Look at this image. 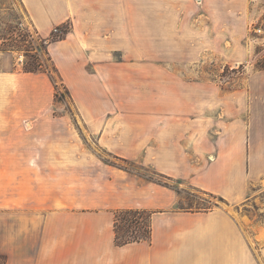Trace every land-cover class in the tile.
I'll return each instance as SVG.
<instances>
[{
  "label": "crops",
  "instance_id": "0c3cea01",
  "mask_svg": "<svg viewBox=\"0 0 264 264\" xmlns=\"http://www.w3.org/2000/svg\"><path fill=\"white\" fill-rule=\"evenodd\" d=\"M242 1L21 0L40 38L70 26L47 45L74 114L56 115L47 72L0 52L4 264H264V215L251 211L264 192V106L244 113L238 89L217 103L212 88L164 82L165 66L191 64L203 41L222 45L228 7ZM97 149L221 204L180 210L174 189ZM127 209L153 212L150 242L117 245L115 213Z\"/></svg>",
  "mask_w": 264,
  "mask_h": 264
},
{
  "label": "rangeland",
  "instance_id": "374dc122",
  "mask_svg": "<svg viewBox=\"0 0 264 264\" xmlns=\"http://www.w3.org/2000/svg\"><path fill=\"white\" fill-rule=\"evenodd\" d=\"M228 9L227 23L223 26L226 36L222 45L219 46L214 40L203 41L210 46L197 50L195 62L165 66L174 76L170 75V79H165L164 82L176 88L190 87L201 91L212 88L215 93L207 98L217 100V103L225 100L226 96H220L221 93L225 95L238 89V102L245 113L253 105L264 106V70L258 67V63L264 61V0H243L240 5H229ZM26 20L21 0H0V52L15 55V62L23 66L27 62L37 63L48 69L59 85V96L56 97L55 88L54 97L56 115L68 113L65 110L74 114L73 100L50 61L46 43ZM67 26L64 25L61 29H66ZM230 97L235 98L228 96ZM196 98V105L203 106L205 97ZM61 106H66L65 110H60ZM80 127L84 130L81 125ZM97 150L111 162L127 166L141 176L161 179L177 188L180 191L179 208L204 211L221 204L217 197L193 188L186 181L163 179L150 166L117 161L104 154L101 149ZM256 203L254 209H251L252 214L264 215V192ZM0 264H4V259H0Z\"/></svg>",
  "mask_w": 264,
  "mask_h": 264
},
{
  "label": "trees",
  "instance_id": "16d2710c",
  "mask_svg": "<svg viewBox=\"0 0 264 264\" xmlns=\"http://www.w3.org/2000/svg\"><path fill=\"white\" fill-rule=\"evenodd\" d=\"M64 26V25H63ZM62 26L56 27L50 38L47 40H44L42 38V41L46 43V45L50 42H54L57 40L63 39L70 31V26L68 25L66 29H61ZM57 30V31H56ZM61 31V33H60ZM48 48V45H47ZM49 53V52H48ZM51 61V58H50ZM258 67L261 70H264V61H261L258 63ZM54 69L57 72V69L54 66ZM23 70L25 72L30 73H38V72H47L51 77L53 82H55L54 77L52 73L48 69H44L43 65L37 64V63H26L23 66ZM55 88H56V97L59 96V85L55 82ZM126 163L131 161H125ZM126 170L132 171L129 167L123 166ZM134 172V171H133ZM159 177L171 180L172 178L164 176L159 174ZM145 177V176H143ZM148 180H152L155 182H158L162 185H165L167 187H170L174 189L178 194L180 191L170 185L169 183L162 181L161 179H154L152 177H145ZM208 194V193H207ZM180 210L184 211H193V210H185L183 208H179ZM200 211V210H199ZM204 211H209V209H204ZM153 212L144 210V209H127V210H120L115 213V234H116V243L119 246H125L128 244H132L135 242H150L151 235H152V229H151V218H152Z\"/></svg>",
  "mask_w": 264,
  "mask_h": 264
},
{
  "label": "built area",
  "instance_id": "2783aa9c",
  "mask_svg": "<svg viewBox=\"0 0 264 264\" xmlns=\"http://www.w3.org/2000/svg\"><path fill=\"white\" fill-rule=\"evenodd\" d=\"M57 31V30H56Z\"/></svg>",
  "mask_w": 264,
  "mask_h": 264
}]
</instances>
